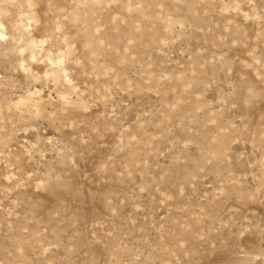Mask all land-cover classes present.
Listing matches in <instances>:
<instances>
[{
    "label": "rangeland",
    "instance_id": "rangeland-1",
    "mask_svg": "<svg viewBox=\"0 0 264 264\" xmlns=\"http://www.w3.org/2000/svg\"><path fill=\"white\" fill-rule=\"evenodd\" d=\"M0 264H264V0H0Z\"/></svg>",
    "mask_w": 264,
    "mask_h": 264
}]
</instances>
